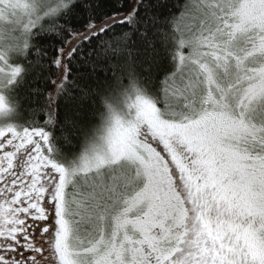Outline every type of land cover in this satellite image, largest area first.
Instances as JSON below:
<instances>
[{"label": "snow or ice", "instance_id": "obj_1", "mask_svg": "<svg viewBox=\"0 0 264 264\" xmlns=\"http://www.w3.org/2000/svg\"><path fill=\"white\" fill-rule=\"evenodd\" d=\"M195 7L188 36L162 37L190 49L183 109L137 94L75 166L42 129L0 128V264H264V0Z\"/></svg>", "mask_w": 264, "mask_h": 264}, {"label": "trees", "instance_id": "obj_2", "mask_svg": "<svg viewBox=\"0 0 264 264\" xmlns=\"http://www.w3.org/2000/svg\"><path fill=\"white\" fill-rule=\"evenodd\" d=\"M191 2L64 0L53 11L19 14L17 25L7 13L0 21V41H5L0 46V97L8 113L0 125L19 133L42 129L57 161L75 166L96 144L110 114L130 106L135 95L157 101L161 111L183 109L191 101L175 96L184 73L178 70L176 52L186 56L188 47H166L162 37L166 32L180 36V21ZM120 37L125 39L123 52L110 47ZM70 40L76 43L73 50L68 56L60 54ZM15 68L20 71L12 77ZM178 98L181 105L172 102ZM5 136L10 139L11 133ZM42 151L48 154L46 146ZM130 171L135 174V169Z\"/></svg>", "mask_w": 264, "mask_h": 264}, {"label": "rangeland", "instance_id": "obj_3", "mask_svg": "<svg viewBox=\"0 0 264 264\" xmlns=\"http://www.w3.org/2000/svg\"><path fill=\"white\" fill-rule=\"evenodd\" d=\"M63 1L64 0H2V2H0V21L2 22V20H4L5 16L8 13V18H11L10 23L13 25H17V23H18L17 19L18 18L22 19V15H19V14L25 15V13H26L27 15H30L31 13H34L35 10L40 11V10H44V9L53 11L54 6L58 5L59 3L63 2ZM201 2H203V0H192L190 8L183 15V17L180 21V25L178 28V31L180 32V36L181 35H183V36L189 35V29L192 27L193 20L199 15V9H197L195 7V5L198 3H201ZM1 45L2 46L5 45L4 40L0 41V46ZM75 45H76V43H73V41L70 40L67 43L64 50H62L60 54L68 56L69 53L73 50ZM187 49L188 48H186V53H185L186 56H188L190 53V50H187ZM59 60H60V64H61V61H62L61 58ZM249 66L255 67V65H249ZM60 71H61L60 72V78H62L63 77L62 67H60ZM183 72L184 73L179 78L178 84L176 85V88L174 91H176L175 96L180 95L181 98H186L189 95V93H187L185 91V87H186V84L189 80L190 72H189V69L187 67L184 68ZM245 86H246V84H245ZM140 95H142V94H140ZM136 96L137 95H135V97L132 98L133 101L130 104V106H128V103L126 105H123V106H125V108H123L120 113H111L110 114V116L107 119L105 126L103 127L102 133L96 142V144L91 145L84 152L83 156L81 157V159L77 163V165H80L86 157L91 155V149L93 148V146H102L104 149L107 148V144L105 143L104 140H102V137L107 136L108 129L113 126L112 118L114 115L118 116L121 119V121H123V122H127V120H129L130 118H134L135 108L131 107V105L135 104ZM142 96L145 97L144 95H142ZM145 98H147V97H145ZM3 102H4V100H3ZM172 102L177 103L178 105H181L180 103L182 102V100L178 98V99H174ZM4 104H5V102H4ZM120 104H122V103H120ZM198 106H199V104L196 105L197 108H198ZM130 112L132 113V117H129V115H128ZM7 113L8 112H7V106H6V111L0 112V120L6 119ZM5 127H7V125H5V124L0 125V128H5ZM6 133H5V135H6ZM0 139H2V138H0ZM156 146L158 147V150L163 152L162 146H160V145H156ZM101 172L106 174V179L110 175V170L107 168L101 169ZM93 173H95V172H93ZM131 174L133 176L135 175L134 172H131ZM84 190L86 192L90 191V189H87V188H85Z\"/></svg>", "mask_w": 264, "mask_h": 264}]
</instances>
